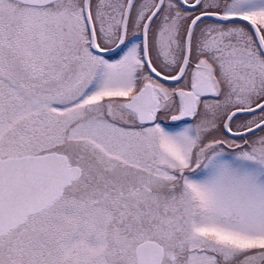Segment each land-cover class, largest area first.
<instances>
[{
	"label": "snow or ice",
	"instance_id": "snow-or-ice-1",
	"mask_svg": "<svg viewBox=\"0 0 264 264\" xmlns=\"http://www.w3.org/2000/svg\"><path fill=\"white\" fill-rule=\"evenodd\" d=\"M0 264H264V0H0Z\"/></svg>",
	"mask_w": 264,
	"mask_h": 264
}]
</instances>
